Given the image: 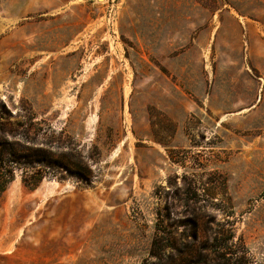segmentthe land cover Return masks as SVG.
I'll list each match as a JSON object with an SVG mask.
<instances>
[{"label": "rangeland", "instance_id": "rangeland-1", "mask_svg": "<svg viewBox=\"0 0 264 264\" xmlns=\"http://www.w3.org/2000/svg\"><path fill=\"white\" fill-rule=\"evenodd\" d=\"M0 264H264V0H0Z\"/></svg>", "mask_w": 264, "mask_h": 264}, {"label": "trees", "instance_id": "trees-1", "mask_svg": "<svg viewBox=\"0 0 264 264\" xmlns=\"http://www.w3.org/2000/svg\"><path fill=\"white\" fill-rule=\"evenodd\" d=\"M24 149L22 145L18 142L10 143L8 139L2 138L0 140V198L6 191L7 185L12 181V170L16 160H4L2 154L5 152L9 155H16L17 151Z\"/></svg>", "mask_w": 264, "mask_h": 264}]
</instances>
